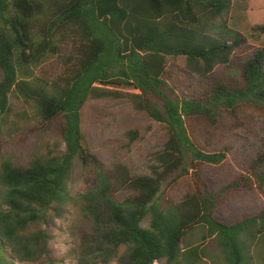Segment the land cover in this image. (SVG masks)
<instances>
[{
    "label": "trees",
    "instance_id": "16d2710c",
    "mask_svg": "<svg viewBox=\"0 0 264 264\" xmlns=\"http://www.w3.org/2000/svg\"><path fill=\"white\" fill-rule=\"evenodd\" d=\"M228 6L229 0H0V122L15 91L66 146L64 154L26 166L1 161L4 253L22 262L44 255L46 234L31 227L67 200L77 159L93 172L79 198L89 214L108 221L106 242L126 248L122 264H203L212 239L223 264H253L255 256L264 264V149L240 152L251 140L235 123V130L216 132L239 111L264 112V47L236 64L244 40L224 27ZM60 56L67 57L61 77L36 75ZM195 118L214 129L207 136L226 137L220 148L215 140L204 148L194 142L186 121ZM187 153L191 166L184 164ZM178 169L170 187L188 182L180 197L172 202L168 190L156 197ZM198 228L197 243L188 241ZM251 243L254 255L247 253ZM0 264L12 263L4 256Z\"/></svg>",
    "mask_w": 264,
    "mask_h": 264
},
{
    "label": "rangeland",
    "instance_id": "374dc122",
    "mask_svg": "<svg viewBox=\"0 0 264 264\" xmlns=\"http://www.w3.org/2000/svg\"><path fill=\"white\" fill-rule=\"evenodd\" d=\"M224 27L231 29L239 34L244 44L236 52V64L257 47H264V0H229V6L222 16ZM67 57H53L48 59L36 71V75L48 79L57 80L66 69L65 62ZM232 69V68H231ZM2 71L0 70V79ZM125 91L137 92L131 89ZM239 111L238 119H234L229 125V119L221 127L216 128V132L235 130L250 137L246 150H241L247 154L257 153L264 149V112L260 109H248ZM188 133L194 142L204 148L207 143L215 140L216 148H220L226 139L222 136L220 140L207 136L214 132L204 119L187 120ZM66 146L62 138L55 129H49L42 124L41 119L36 114L34 105L25 101L18 93L12 91L9 94V109L0 122V163L4 159H10L14 163L26 166L32 159L38 156L62 155L65 153ZM191 155L186 154L184 164L191 166ZM181 172L178 169L172 172L162 184L156 197L165 194L168 190V197L175 202L180 194L187 188L188 182L175 188L170 187L172 180ZM194 171L190 170V175ZM93 179V172L84 169L76 159L66 181L68 198L63 204H54L46 215L45 222L39 226H32L31 230L36 231L41 228L46 234V252L37 261H17L11 254L0 248V260L4 256L12 264H122L126 254V248L121 246L114 249L105 240V232L109 227L108 221L96 219L84 208V203L79 195L84 193L90 186ZM264 195V194H263ZM160 206L164 205V200H159ZM150 214L146 216L141 226L148 228ZM199 228L192 231L187 240L193 243L199 232ZM254 241H256L254 239ZM247 249V253H258V248L253 246ZM206 255L203 264L213 262L223 264L222 253L212 239L206 245ZM257 255V254H256ZM254 262L261 263L257 256ZM253 261V260H252ZM253 263V262H252ZM253 263V264H256ZM155 264H164L157 261Z\"/></svg>",
    "mask_w": 264,
    "mask_h": 264
}]
</instances>
